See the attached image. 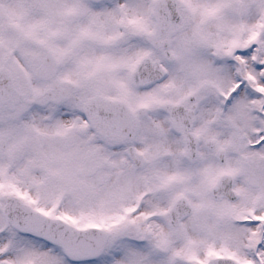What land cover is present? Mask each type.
<instances>
[{
	"label": "snow or ice",
	"instance_id": "1",
	"mask_svg": "<svg viewBox=\"0 0 264 264\" xmlns=\"http://www.w3.org/2000/svg\"><path fill=\"white\" fill-rule=\"evenodd\" d=\"M0 264H264V0H0Z\"/></svg>",
	"mask_w": 264,
	"mask_h": 264
}]
</instances>
